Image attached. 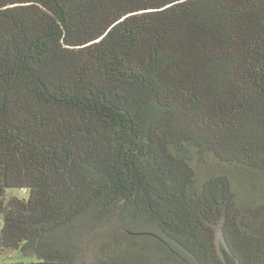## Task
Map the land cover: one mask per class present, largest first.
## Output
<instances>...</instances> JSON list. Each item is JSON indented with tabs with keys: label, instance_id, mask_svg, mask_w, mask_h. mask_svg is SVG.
<instances>
[{
	"label": "trees",
	"instance_id": "16d2710c",
	"mask_svg": "<svg viewBox=\"0 0 264 264\" xmlns=\"http://www.w3.org/2000/svg\"><path fill=\"white\" fill-rule=\"evenodd\" d=\"M206 151L264 173V0H0V252L264 264Z\"/></svg>",
	"mask_w": 264,
	"mask_h": 264
},
{
	"label": "rangeland",
	"instance_id": "374dc122",
	"mask_svg": "<svg viewBox=\"0 0 264 264\" xmlns=\"http://www.w3.org/2000/svg\"><path fill=\"white\" fill-rule=\"evenodd\" d=\"M192 165L199 181L211 175L226 174L232 180L237 199L243 211L252 222L251 231L264 233V173L245 169L242 165H232L218 159L212 152L197 154ZM8 195L21 196L17 188L9 189ZM3 219L0 218V229ZM220 229L217 233H220ZM216 233V234H217ZM37 261L34 255H24L20 251L0 252V264L29 263Z\"/></svg>",
	"mask_w": 264,
	"mask_h": 264
},
{
	"label": "water",
	"instance_id": "95a60500",
	"mask_svg": "<svg viewBox=\"0 0 264 264\" xmlns=\"http://www.w3.org/2000/svg\"><path fill=\"white\" fill-rule=\"evenodd\" d=\"M216 245L218 253L223 264H240L238 257L232 252L222 231L216 234ZM11 264H53L48 262L34 261L29 263H11Z\"/></svg>",
	"mask_w": 264,
	"mask_h": 264
}]
</instances>
